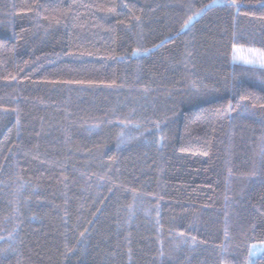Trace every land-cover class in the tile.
Returning a JSON list of instances; mask_svg holds the SVG:
<instances>
[{"label": "trees", "instance_id": "trees-1", "mask_svg": "<svg viewBox=\"0 0 264 264\" xmlns=\"http://www.w3.org/2000/svg\"><path fill=\"white\" fill-rule=\"evenodd\" d=\"M234 46L264 51V0H0V264H264Z\"/></svg>", "mask_w": 264, "mask_h": 264}, {"label": "rangeland", "instance_id": "rangeland-1", "mask_svg": "<svg viewBox=\"0 0 264 264\" xmlns=\"http://www.w3.org/2000/svg\"><path fill=\"white\" fill-rule=\"evenodd\" d=\"M233 51H234V55H233L234 62L256 65V66L259 65L264 67V51L258 49L255 50L249 48H242L240 46H234ZM262 250H264V244H261L259 248H257L256 251H254L253 255L251 254V257L260 254Z\"/></svg>", "mask_w": 264, "mask_h": 264}, {"label": "snow or ice", "instance_id": "snow-or-ice-1", "mask_svg": "<svg viewBox=\"0 0 264 264\" xmlns=\"http://www.w3.org/2000/svg\"><path fill=\"white\" fill-rule=\"evenodd\" d=\"M196 15H199V13H196ZM191 17L189 18V20H188V22H186L185 24H184V27L185 28H187L188 27V24H190L191 23ZM193 239H195V238H193Z\"/></svg>", "mask_w": 264, "mask_h": 264}]
</instances>
